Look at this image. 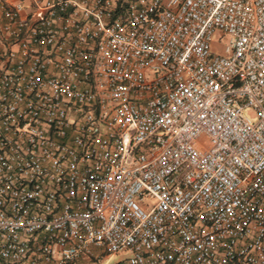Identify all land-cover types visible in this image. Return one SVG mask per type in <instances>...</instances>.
<instances>
[{"label": "built area", "instance_id": "built-area-1", "mask_svg": "<svg viewBox=\"0 0 264 264\" xmlns=\"http://www.w3.org/2000/svg\"><path fill=\"white\" fill-rule=\"evenodd\" d=\"M0 264H264V0H0Z\"/></svg>", "mask_w": 264, "mask_h": 264}, {"label": "crops", "instance_id": "crops-1", "mask_svg": "<svg viewBox=\"0 0 264 264\" xmlns=\"http://www.w3.org/2000/svg\"><path fill=\"white\" fill-rule=\"evenodd\" d=\"M6 1L12 3V2H15V1H18V0H6Z\"/></svg>", "mask_w": 264, "mask_h": 264}]
</instances>
